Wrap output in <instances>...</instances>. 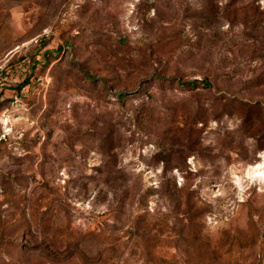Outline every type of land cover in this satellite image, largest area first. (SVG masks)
Segmentation results:
<instances>
[{"label": "rangeland", "instance_id": "1", "mask_svg": "<svg viewBox=\"0 0 264 264\" xmlns=\"http://www.w3.org/2000/svg\"><path fill=\"white\" fill-rule=\"evenodd\" d=\"M264 0H0V264L264 262Z\"/></svg>", "mask_w": 264, "mask_h": 264}, {"label": "bare ground", "instance_id": "2", "mask_svg": "<svg viewBox=\"0 0 264 264\" xmlns=\"http://www.w3.org/2000/svg\"><path fill=\"white\" fill-rule=\"evenodd\" d=\"M256 172L258 173V172H264L262 169H261V165L259 166V168L256 170Z\"/></svg>", "mask_w": 264, "mask_h": 264}, {"label": "built area", "instance_id": "3", "mask_svg": "<svg viewBox=\"0 0 264 264\" xmlns=\"http://www.w3.org/2000/svg\"><path fill=\"white\" fill-rule=\"evenodd\" d=\"M262 264H264V262Z\"/></svg>", "mask_w": 264, "mask_h": 264}]
</instances>
